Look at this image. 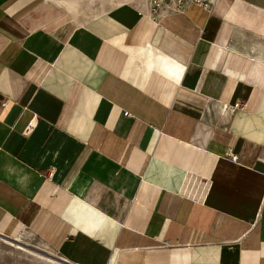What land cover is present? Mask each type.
I'll return each instance as SVG.
<instances>
[{
  "label": "crops",
  "instance_id": "obj_1",
  "mask_svg": "<svg viewBox=\"0 0 264 264\" xmlns=\"http://www.w3.org/2000/svg\"><path fill=\"white\" fill-rule=\"evenodd\" d=\"M147 6L0 0V235L64 264H264V0Z\"/></svg>",
  "mask_w": 264,
  "mask_h": 264
},
{
  "label": "rangeland",
  "instance_id": "obj_2",
  "mask_svg": "<svg viewBox=\"0 0 264 264\" xmlns=\"http://www.w3.org/2000/svg\"><path fill=\"white\" fill-rule=\"evenodd\" d=\"M149 2V0H132L130 3L142 9H145L148 5L147 10L151 11ZM48 3H52V5L58 8L66 18L85 24L91 22L94 17L92 12L98 10V7L100 6V3L95 0L93 5L83 6V8H81L78 13L74 15L64 7L56 5L53 1H48ZM113 6V4H109L106 8L109 10V8ZM20 232L23 236L22 239L15 240L14 236L17 232L10 235L9 238L0 236V264H51L45 261V259H40L41 257L47 259L49 258L53 261L55 260L57 264H64L62 260L57 257L58 255L56 253L46 247L44 243H42L34 235L23 230ZM16 246H21L22 248L19 249Z\"/></svg>",
  "mask_w": 264,
  "mask_h": 264
},
{
  "label": "bare ground",
  "instance_id": "obj_3",
  "mask_svg": "<svg viewBox=\"0 0 264 264\" xmlns=\"http://www.w3.org/2000/svg\"><path fill=\"white\" fill-rule=\"evenodd\" d=\"M46 1H53L56 5H58L60 7H64L66 10H68L69 12H71L74 15L77 14L78 11L81 8H83V6H91L95 2V0H46ZM97 1L100 3L99 4L100 6L98 7V10L92 12L93 16H94L92 19L93 21L98 20L104 13H106L108 11V8H106V7L109 4H113L114 6L111 8H114V7L123 5V4H129L132 0H97ZM111 8H109V9H111ZM96 9H97V7H96ZM14 238H15V240L16 239H22L23 238L22 233L20 231H18L16 233V235L14 236ZM16 247L19 249L22 248L21 246H16ZM40 259H45V261H47L48 263H51V264H57L55 260L53 261L49 258L47 259V258L41 257Z\"/></svg>",
  "mask_w": 264,
  "mask_h": 264
},
{
  "label": "built area",
  "instance_id": "obj_4",
  "mask_svg": "<svg viewBox=\"0 0 264 264\" xmlns=\"http://www.w3.org/2000/svg\"><path fill=\"white\" fill-rule=\"evenodd\" d=\"M151 12L158 14L162 10L182 12L189 4H196L205 9H210L217 0H149ZM125 115H128L125 113ZM235 160V156H232ZM1 236V235H0ZM4 237V236H1Z\"/></svg>",
  "mask_w": 264,
  "mask_h": 264
}]
</instances>
